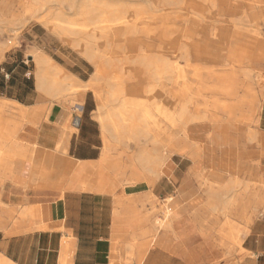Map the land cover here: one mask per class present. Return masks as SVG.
Returning a JSON list of instances; mask_svg holds the SVG:
<instances>
[{
    "label": "rangeland",
    "instance_id": "rangeland-1",
    "mask_svg": "<svg viewBox=\"0 0 264 264\" xmlns=\"http://www.w3.org/2000/svg\"><path fill=\"white\" fill-rule=\"evenodd\" d=\"M4 1L8 2L2 6ZM57 1L59 3H49L38 13L32 14L28 12V9L33 0H1L0 25L2 30H0V39L4 42L5 49L10 50V54L15 50L19 54L18 50H20L34 57V53L30 51V47L34 43L39 46L44 45L45 51L50 55L56 54V52L54 53L56 49L60 50L58 52L61 53L73 50L80 55L74 48L75 43L79 41H86L93 50H96L97 46L92 43L90 38H87V35L95 30L89 22H85L81 26L77 25L81 30L75 35L62 37L52 34L44 26L50 12L60 14L63 20H76L77 15L85 17L84 13L90 11L93 1L96 0ZM81 1L83 2L81 3ZM117 1L124 3L127 8H147L146 3L149 2L158 8V10L153 9L151 11L154 14H158L160 4L163 2V0ZM178 1H180L182 7L175 8L176 12L179 15L188 14L186 8L191 5L193 0ZM222 1L239 11H244L243 0ZM253 1H255L257 7H263L264 9V0ZM134 18L131 33L121 36L119 40H110L102 46L107 53L105 56L108 58L103 56L101 60L103 77L97 82L99 85L96 92H94V97L96 98V94L101 92L105 103L108 99V90L119 85L123 88L124 98H139L142 94H148L147 86L151 84L149 78L141 74L140 76L134 74L138 73L140 68V65L135 61V59L137 60L136 56H141V52L145 50V46L150 41L144 40L139 34H134L135 31L138 33L139 29L145 27L146 24L144 19ZM245 22L244 20L243 24L241 23L242 25L239 24L240 26L224 25L223 29L225 31L243 33L239 39L228 45L230 52L231 50H237L235 57L239 60V63H235L233 68L231 66L225 67L216 72L222 78L221 81L224 83L226 90L232 92L234 96L224 102L229 105L234 103L235 98L241 106L242 116L239 123H234L228 116L224 120L225 138H222L221 144L224 146L222 150H229L234 153L237 150H242L249 154L247 159L242 158L239 175L240 189L243 191L233 192V196L228 197L227 195L231 192L226 191V189L221 191L219 187L215 194L210 193L208 185L212 184L211 178L213 177L209 169L210 158H214V165L218 172V159H216L218 155L216 154L220 150L207 145L206 142L208 133L210 134L213 131V125L222 124V121L219 122L222 117L221 112L215 108L223 101H217L216 95L210 92L213 90V83L210 79H204L203 74L198 71L195 75L196 78H191L192 76L187 78V72L180 73L177 69L178 67L180 70H184L186 64L183 61L173 63L175 65L174 71L167 73L166 77L163 76L158 81H153L154 91L163 90L167 95L182 97L185 100L192 99L193 102H196V105H198L197 113L200 116L205 115L206 118L202 120V124H198L196 127L195 125L190 126L187 145L193 143L202 147L199 151L191 147L187 149L186 152L191 153L192 158L187 156L188 153L179 150L172 153L163 152L158 142L165 135L171 134L173 130L160 121H156L157 119H155L153 125L150 123L141 124L142 129H146L149 133L145 137L138 138L137 136L126 135L128 138L113 139L114 142L110 141L112 155L122 158L123 162H127L125 166L129 167L133 174L138 171L140 176L135 179V182L133 181L134 183L139 182L137 187L128 188L127 193L147 191L148 194L147 200L128 198L123 201L122 206H118L116 214L124 222L121 224L124 231L117 234L113 240L115 264H244L247 253L242 248L247 247L254 237L251 236L243 246L244 238L252 229L257 230L258 228L261 232H264V141L256 132V121L264 94V64L263 62H257L259 47L256 43L257 41L264 43V16L258 18L256 28L249 27V24ZM32 27H34L33 31L42 40L34 41L33 38L27 36V31ZM177 28L186 34L192 32V27L189 24H179ZM254 28L256 33H253ZM200 38L202 40L199 41H216L209 35ZM122 40L125 43H122ZM133 50L138 55L133 53L131 56ZM130 57L134 59H130ZM185 62H188L186 58ZM190 62L192 63V61ZM115 75H117V78ZM174 75H183V82L173 84ZM58 81L62 90L60 94H68L69 97L74 98L78 90H67L63 79ZM156 104L157 107L163 105L161 100H157ZM156 125L159 126L155 127ZM238 129H241V131L239 132ZM164 133L165 135H163ZM14 135H0V138H12ZM105 143V148H110L109 143L107 141ZM230 145L234 146L236 150H232ZM141 151L164 155L165 161L159 168L160 174L158 177L145 173L135 163L134 159ZM228 162H232V160L229 159ZM114 169L116 172L119 171L118 166ZM197 175H200L205 183L207 181L205 186L201 187L196 181ZM128 184V186L133 185ZM120 188L124 189L125 186ZM112 191L109 190V193ZM128 200L130 202L126 204L125 202ZM217 204L218 206H216ZM164 212H169L171 216L175 217L173 230L164 232L158 229L166 220ZM132 213L136 214L134 218L130 217ZM221 230L234 235L232 239L227 238V242H231V240L232 244L235 242L233 247L217 248ZM144 232L146 234H143ZM132 243L135 246L133 258L129 257L131 254L129 247ZM144 253L146 255L142 260L141 256Z\"/></svg>",
    "mask_w": 264,
    "mask_h": 264
},
{
    "label": "crops",
    "instance_id": "crops-1",
    "mask_svg": "<svg viewBox=\"0 0 264 264\" xmlns=\"http://www.w3.org/2000/svg\"><path fill=\"white\" fill-rule=\"evenodd\" d=\"M33 28L27 36L42 40ZM5 47L0 39V135H15L0 138V264H115L113 240L124 231L117 203L148 194L127 193L140 176L112 155L114 138L102 131L105 101L101 92L94 97L95 65L73 50L50 55L34 43L33 57ZM45 73L78 93L61 95L60 84L51 90L49 81L40 88ZM256 132L264 141V94ZM216 155L218 172L213 157L209 165L212 184L231 192L228 197L243 191L239 175L249 154ZM251 236L242 248L244 264H264V232L252 229L243 246Z\"/></svg>",
    "mask_w": 264,
    "mask_h": 264
},
{
    "label": "bare ground",
    "instance_id": "bare-ground-1",
    "mask_svg": "<svg viewBox=\"0 0 264 264\" xmlns=\"http://www.w3.org/2000/svg\"><path fill=\"white\" fill-rule=\"evenodd\" d=\"M243 1L245 6L244 11H239L237 8L229 6L222 0H193L191 5L186 8L188 14L179 15L175 8L178 6L179 8L182 7L180 1L163 0L162 4H160L161 7L158 15L151 12L153 9L158 10V8L149 2L146 3L147 8H127L124 3L117 0H96L93 1L90 11L84 13L85 17L77 15L76 20H63L60 14L50 12L48 13L49 19L47 18V22L44 23V26L49 32L59 37L75 35L81 30H79V26L77 25L81 26V24H85V22H89L94 26L95 30L88 34L87 38H90L92 43L97 46L96 50H93L86 41L75 43L74 48L81 56L93 62L96 67L95 77H93L94 83L98 84V80L103 77L101 72V60L103 56L107 57L105 56L107 53L102 46L110 40H119L121 36L131 33L134 17L144 19L146 22L145 27L140 28L138 33L135 31L134 34H139L144 40L147 39L150 41V43L145 46L146 48L141 52V56H136L137 60L135 59V61L140 65V68L138 69V73L135 71L136 74L134 75L140 76L141 74L149 78L151 84L147 86L148 94H142L139 98H124V91L120 85L109 89L107 102L101 109L99 115V121L102 124L103 131L106 135L116 140L125 138L126 135L141 138L149 135L146 129H142L141 124L145 125L150 123L153 125L155 119H157L156 121H160L174 131V133H172V131L169 135H165L164 133L163 135H165V137L159 140L158 144L163 152L167 151L172 153L179 150L185 153L190 147L195 148L197 151L201 150V145L193 143L187 145L190 136V126L195 125L196 127L198 124H202V120L206 118L205 115L200 116L197 113L198 105H196V102H193L192 99L185 100L182 97L179 98L173 95H167L163 90L154 91L155 86L153 85V81H158L163 76L166 77L168 75L167 73L175 70V65H173V63L183 61L186 64L185 69L180 70L177 67L178 71L180 73L187 72V78H190V76H192L191 78H196V72H200L203 74L202 77L204 79L208 78L213 83V90L210 92L216 95L218 98L217 101H223V103H220L218 107L215 108L221 112L222 117L219 119V122L222 121V124H218V126L213 125V131L210 134L208 133L206 142L207 145L222 150L224 146H222L221 140L225 138L224 120L228 116L234 123H239L242 115L240 112L241 106L237 99L234 98V103L229 105L224 102L228 100V98L234 96L232 92L226 90L224 83L221 81L222 78L220 75L216 74V72L225 67L231 66L233 68L235 67V63H239V60L235 57L237 55V50H231L230 52L228 45H231L243 35V33L225 31L223 27L226 24H243L245 20L247 24H249V27L256 28L258 18L264 16L263 7H257L255 1ZM7 2L8 1H4L2 6L7 4ZM82 2L83 1H81V3ZM49 3H59V1L33 0L28 12L36 14ZM179 24L191 25L192 32H189L190 34L181 32L177 28ZM255 28L253 33H256ZM204 35H209L216 41H199L201 39L200 37ZM123 42L122 40V43ZM256 44L259 47V58L257 62H263L264 64V43L257 41ZM240 50L243 51L242 49ZM133 53L138 55V53L133 50L131 56ZM182 57L183 59H181ZM185 58L188 62H185ZM130 59L134 58L130 57ZM37 61L43 63L40 59H37ZM190 61H192V63ZM132 62L134 61L132 60ZM182 76L183 75H174L173 84H177L180 81L183 82ZM115 77L117 78V75H115ZM48 81L50 85L49 89L58 90L57 84L60 82L55 77L51 78L47 73L39 76L37 83L40 88H43L46 83L48 84ZM157 100H161L164 106L161 105V107L159 104L160 107H157ZM238 130L239 132L241 131V129ZM230 148L232 150L235 149L232 145H230ZM187 156L192 158L191 153H188ZM134 161L145 173L153 174L158 177L160 174L159 168L164 164L165 158L164 155L161 156L159 154L141 151ZM133 181L135 182V180H132L129 183L136 184ZM196 181L201 187L205 186L207 183V181L205 183L201 179L200 175H197ZM208 187L211 194H215V191L217 192L219 188V186L212 185L211 183ZM129 202L128 200L125 203L129 204ZM123 204L124 202L117 203L118 206H122ZM216 206H218V204ZM163 214L166 220L158 229L164 232L173 230L172 225L175 217L171 216L169 212H164ZM135 216V213L130 215L131 218ZM143 234H146V232ZM228 237L232 239L234 235L221 230L217 241V248L233 247V244L235 245V240L233 244L232 240L231 242H227ZM134 249L135 246L132 243L129 247L131 253L129 257H134ZM145 255L146 253L141 256L142 260Z\"/></svg>",
    "mask_w": 264,
    "mask_h": 264
}]
</instances>
